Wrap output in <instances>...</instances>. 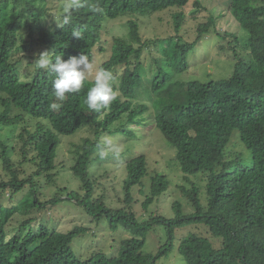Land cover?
Here are the masks:
<instances>
[{
    "label": "trees",
    "instance_id": "16d2710c",
    "mask_svg": "<svg viewBox=\"0 0 264 264\" xmlns=\"http://www.w3.org/2000/svg\"><path fill=\"white\" fill-rule=\"evenodd\" d=\"M10 1L0 0V132L6 127L24 129L18 136L7 132L5 139L0 137V163L6 174L1 176L0 201L7 191L12 198L26 193L28 187L37 212L48 205H67L88 222L69 233L52 231L37 217L13 227V210L0 203V264H162L177 247L184 264H264V0H229L228 14L238 27L223 39L233 38L237 47L244 43L248 54L242 58L233 48V75L224 80L189 82L183 77L202 38L216 24L214 15L199 27L195 41L181 35L187 21L184 12L174 16L176 34L164 39L144 41L136 21L128 23L127 38L114 39L113 56L100 68L123 75L112 80L116 100L100 112L84 104L95 82L89 73L82 89L64 100L52 95L55 76L50 70L35 67L23 78L20 63L14 61L19 32L29 26L35 43L42 52L52 54L53 61L58 55L65 61L86 55L93 63L95 51H104L105 20L151 16L183 9L191 2L199 13L203 9L200 1L74 0L70 9L62 10L63 22L50 29L43 26L47 10L38 0H26L22 9L12 12L16 16L6 27L1 17ZM66 16L71 18L67 24ZM13 111L19 114L11 117ZM149 119L154 121L153 131L159 130L175 152L172 160L160 164L178 166L185 182L193 185L192 189L178 187L181 198L172 194L171 217L150 210L154 200L171 188V179L157 173L146 191L144 179L151 177L148 154L129 156L132 140L139 139L129 125L148 126ZM84 129L91 136L75 146V164L70 170L80 180L79 191L61 187L49 203H42L41 182L52 184L63 172H56L62 138ZM116 134L128 138L125 151L116 158L100 159L98 146L104 145L106 136ZM235 139L244 153L231 156L228 148ZM97 162L105 171L92 177L90 168ZM17 165H31L35 171L20 180ZM200 174L208 176L207 207L193 181ZM135 191L146 197L141 203L143 212L135 210L140 204ZM122 194L128 209L120 207ZM184 198L193 212L185 211ZM29 210L32 214L33 209ZM102 223L109 224L110 240L119 242V247L107 252L106 246L93 243L87 257L79 255L74 242L95 238L94 225L101 227ZM158 232L162 235L155 243L156 253H149L150 236Z\"/></svg>",
    "mask_w": 264,
    "mask_h": 264
},
{
    "label": "rangeland",
    "instance_id": "374dc122",
    "mask_svg": "<svg viewBox=\"0 0 264 264\" xmlns=\"http://www.w3.org/2000/svg\"><path fill=\"white\" fill-rule=\"evenodd\" d=\"M203 6V9L199 13H195L196 6L194 2H191L187 7L183 9L171 8L163 12H159L157 14L151 16H128L123 17L119 20L110 21L105 20L103 34H102V46L104 47V51H100L97 49L94 53V62L93 71L89 72L88 78L95 79V73L99 71L103 64H105L111 57L113 56V43L116 38H127L129 27L128 23L131 21H136V23L140 27V33L143 37L144 41L155 40L159 38H168L169 36L175 35V23L174 16L179 12H184L187 15V21L184 28L181 30V34L185 40L195 41L198 37V30L201 25H205L209 22L210 16L216 17V24L209 28V34L202 38L200 45L197 47L195 51V55L189 59L191 62V67L184 74V80L192 82L204 80H224L230 78L233 75L234 71V51L233 48L237 49V53L240 57L246 58L247 51L244 49V43L239 44L238 47L235 46L233 38L223 39V36L226 33L234 34L233 28L237 26V22L233 18L231 14H228L230 9V1L229 0H199ZM17 3L18 5L14 4ZM37 1H35L36 3ZM74 0H38V5L45 8L47 10L44 27L47 29L52 27L53 25H59L63 22V16L65 12L63 9H70L74 4ZM27 4L26 0H11L10 3L4 6L3 14L1 20L5 23V26L8 27L9 24L13 21L16 14L21 7ZM222 15H221V14ZM238 27V26H237ZM50 29V28H49ZM53 29V28H52ZM242 31V30H241ZM240 31V32H241ZM239 32V36H240ZM21 41L19 44L18 51L14 54V61L20 63L19 67L23 78L32 74L35 70V59L36 57L42 53V47L35 43V37L32 36L31 28L29 26L23 28L20 32ZM38 33V32H34ZM245 33L247 38V32L245 30L242 31ZM136 47H138L137 43H134ZM125 67H121L120 70H124ZM94 73V74H93ZM211 75V76H209ZM113 79H117L118 76H123L122 74H113ZM118 81V80H117ZM1 108V105H0ZM19 114L18 111H13L11 117H16ZM149 115H153V112L150 111ZM152 119H149L150 125L141 126L138 128L135 125H129V128L138 132L139 139L132 140L133 151L129 154V156L133 155H141L148 154V159L151 162L149 165V173L151 177H146L144 179V184L146 187V191H150V186L152 181L150 180L157 173H164L168 176L172 181L171 188L162 196L156 198L154 203L152 204L150 210L153 213H158V215L162 214L167 217L172 216V212H170L172 203L175 201L172 197L176 195V198L182 197V189H179V186H183L187 189H192L193 185L185 182L183 178V174L178 166H170L161 165L160 163H164L171 159V157L175 154L174 150L171 149V146L168 144L163 134L159 131H153L155 125ZM124 123V122H123ZM152 123V124H151ZM125 124V123H124ZM7 129H3L0 132V137L5 139V135L9 132H14L16 136H18L22 131V126L17 127H6ZM116 128V127H115ZM154 133L150 134L149 132ZM8 132V133H7ZM93 134V133H92ZM90 132L87 129L80 130L76 135L72 137L62 138L61 146L59 148V155L56 161L58 166L56 172H60L63 170L62 175L55 179V182L52 184H48L45 180L41 182L42 189L40 200L42 203H49L55 197V193L61 187H69L70 190L79 191L80 180L77 179L72 173L71 168L74 166L75 162L73 151L75 150V146L81 144L84 139L88 138ZM106 136L104 138V145L107 141H111L113 144H116L120 147L121 152L125 151L127 145L126 141L128 138L122 137L118 134L113 137ZM17 142L18 139L16 140ZM139 144V145H136ZM228 153L231 156H235L239 153H244L243 146L239 144L238 139H235L231 142ZM167 159H163V158ZM172 160V159H171ZM90 172H92V177L94 174L102 173L103 169L99 168L98 162L94 164L90 168ZM16 170L19 173L20 180L28 178L35 171V168L31 165L19 166L17 165ZM105 171V170H104ZM103 171V172H104ZM5 172L3 171L2 164L0 163V181L1 176H5ZM193 181L197 184L198 189L201 191L200 200L204 207L208 206L207 200V192L206 188L208 185V176L204 174H200L196 177H193ZM64 183V184H63ZM119 188H123L122 185H119ZM29 188L27 187L26 193H20L11 198V192L7 191L5 197L1 199L0 203L4 205L6 208H11L13 210V214L10 217L11 226L19 227L20 225H26L32 218H39L43 220V224L47 226L52 231H61L64 233H69L75 229L76 226L87 224V220L82 218L81 215L78 214L76 209H72L67 205H58L51 206L48 205L47 209H44L40 213L39 208L36 207L34 203V195L33 193L27 194ZM135 191V198L139 199L140 204L135 208L136 211L143 212V207L141 203L146 200L145 195H140ZM112 195L114 193L112 192ZM123 201V204L120 206L122 209H128V206L125 205V195H120ZM184 208L188 213L193 212L192 204L187 202L184 198ZM29 209H33V213ZM43 209V208H42ZM130 211V210H129ZM9 219V220H10ZM39 222H35L34 225H38ZM96 228V237L91 239H86L84 241L80 240L79 242H74V246L79 255L87 257L90 254L91 250L90 246L95 243V245L106 246L107 252H114V246L119 247L117 245L119 242H113L110 240L112 231L109 228V224L102 223V226H95ZM201 230V229H200ZM161 233L153 234L150 236L147 251L149 253H156L157 248H155V243L161 241ZM95 239V240H94ZM112 239V238H111ZM94 240V241H93ZM110 240V242H107ZM164 241V239H163ZM216 247L219 244L214 243ZM96 248V246H93ZM162 264H184L183 257L180 255L178 247L172 252L169 258L162 261Z\"/></svg>",
    "mask_w": 264,
    "mask_h": 264
},
{
    "label": "clouds",
    "instance_id": "9594fccd",
    "mask_svg": "<svg viewBox=\"0 0 264 264\" xmlns=\"http://www.w3.org/2000/svg\"><path fill=\"white\" fill-rule=\"evenodd\" d=\"M79 7L80 5H75ZM99 11V9H96ZM70 16L64 18V23L70 22ZM80 38L79 33L74 34ZM35 65L38 69L50 70L55 78L52 82V95L60 100H64L68 94L79 92L84 86L86 74L93 71V65L86 55L71 57L63 60L61 55L52 59V54L45 51L40 53L35 59ZM113 76L110 71L100 69L95 74L94 85L89 88L84 100V104L89 110L100 112L107 110L116 100L117 94L112 86ZM121 149L118 145L107 141L105 145L98 146L97 155L100 159L108 156L116 158Z\"/></svg>",
    "mask_w": 264,
    "mask_h": 264
}]
</instances>
